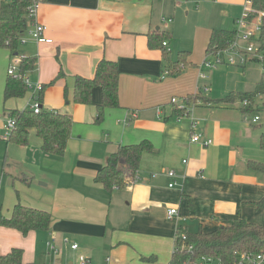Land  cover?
Returning <instances> with one entry per match:
<instances>
[{"label":"crops","instance_id":"1","mask_svg":"<svg viewBox=\"0 0 264 264\" xmlns=\"http://www.w3.org/2000/svg\"><path fill=\"white\" fill-rule=\"evenodd\" d=\"M242 1L214 3L228 15ZM37 19L46 25L52 42L27 37L17 51L36 60L27 75L44 85L43 106L70 113L72 128L61 156L43 152L35 130H29V143L22 147L40 175L20 170L18 193H11L0 216L9 217L20 202L47 211L51 220L48 229L26 234L0 225V254L20 248L22 264H79V255L91 264H169L176 232L188 230V219L198 222V230L236 216L256 221L254 215L263 210L257 203L264 197V172L250 162L264 163V149L259 146L264 128L253 121L254 116L247 118L238 100H220L230 92H243L234 82L218 91L210 89L215 84L210 74L199 78L201 70L208 71L200 68L207 55L196 62L189 49L181 47L170 58L164 46H155L158 33L169 30L152 0H44ZM209 25L204 29L205 51L213 29L233 30ZM182 51L186 53L178 63ZM102 58L118 64L119 105L105 108L102 121L96 123L99 87L92 91L91 104L67 102L65 94L73 90L75 75L92 77ZM11 61L9 50L0 47L3 118L10 109H23L16 108L14 97H3ZM167 66L173 72L161 78ZM204 85L207 92H202ZM171 97L188 100V116L177 120ZM191 117L198 121L196 132L210 138L211 144L190 141ZM142 140L151 148L142 153L127 184L108 191L95 181L97 171L120 145ZM169 170L174 178L168 176ZM172 180L176 184L169 187ZM170 207L178 209L180 219H168ZM72 243L78 247L72 249Z\"/></svg>","mask_w":264,"mask_h":264},{"label":"trees","instance_id":"2","mask_svg":"<svg viewBox=\"0 0 264 264\" xmlns=\"http://www.w3.org/2000/svg\"><path fill=\"white\" fill-rule=\"evenodd\" d=\"M44 1V0H43ZM30 0H2L0 3V47L7 48L10 55L18 53V39L27 25L26 7ZM251 17L260 14V31L257 36L258 51L264 55V0H251ZM159 33L157 38L159 37ZM236 38V30L213 29L206 47V53L227 48ZM151 41V38H150ZM184 51L178 54V63L185 56ZM252 59H258L253 57ZM259 60V59H258ZM35 58L23 56L19 70L32 71L35 68ZM177 63V64H178ZM176 64V65H177ZM245 65H241L244 67ZM173 72V67L167 66ZM176 69V68H175ZM120 70L116 61L102 58L96 64L92 77L74 76L72 90V102L91 104L92 91L95 87L100 89V102L95 104V122L103 119L104 110L107 107H117L118 80ZM44 89V85H42ZM42 89V91H43ZM27 88L21 79L9 77L3 90L4 99L19 98L25 95ZM42 93V92H41ZM264 94V72L252 90L243 92H230L220 100L224 103H233L238 100L244 113L251 111L255 105V97ZM188 100L191 97H187ZM67 102H70L66 99ZM245 101V103H244ZM178 113L182 111L176 110ZM8 116L15 120V126L7 142L25 146L29 143V130L33 128L40 138L43 152L61 156L70 137L72 128V116L68 112L58 110H43L35 113L31 108L10 109ZM259 146L264 149V132L260 134ZM149 141L142 140L137 143L120 145L111 153L105 163L96 173L95 181L101 183L108 191L114 187H122L127 184L126 179L133 177L139 166L142 153L149 150ZM253 168L264 172L263 162H250ZM26 183L27 179H23ZM258 207L264 210V197L258 201ZM50 214L47 211L28 207L17 202L9 217L0 216V225L15 228L23 234L30 230H46L50 224ZM186 233V244L192 246V253L177 249L173 251L169 264H184L186 258L200 255L219 256L227 264H232L241 252L264 251V218L261 224L249 221L241 216L232 218L229 222L219 224L208 230H198ZM22 250L12 248L5 254H0V264H22Z\"/></svg>","mask_w":264,"mask_h":264},{"label":"rangeland","instance_id":"3","mask_svg":"<svg viewBox=\"0 0 264 264\" xmlns=\"http://www.w3.org/2000/svg\"><path fill=\"white\" fill-rule=\"evenodd\" d=\"M177 1L179 4H176L175 0H152L155 10L161 17V23H165L169 33L171 32V34L159 32L160 36L155 46H159L162 41H165L164 50L170 58L176 57L179 48L184 47L189 49L191 57L196 62L205 58V55L213 60L212 52L210 51V54H207L204 50L203 40L207 36V31H204V29L207 27L211 28L209 24H214L213 26L215 27L237 30L236 20L242 15L245 0L242 1L241 5L231 8L228 15H224L222 7L215 4L214 0ZM249 26L253 28L255 23H250ZM257 36L258 33L255 32L254 38L245 39L240 37L236 39L240 50H245L249 45H252L254 49L251 53L252 56L248 57L245 64H241L245 65L244 69L240 64L226 62L216 63L211 69H208L206 73L210 74V77L214 80L213 83H215L210 85V89L212 88L213 90L215 88V90L221 91L225 85H229V81L234 82L236 90L240 91L250 90L254 87V80L263 71L262 62L258 59H252L253 57L258 58V52L262 53V51H258ZM22 46H24V43H18V48ZM19 54L21 55V53ZM190 54L187 53V56ZM228 55L237 57V53L226 51L222 53V58L227 59ZM31 80H35L33 76ZM30 93V89H27L23 97L13 99L16 108H28V105L32 103ZM65 96L67 100L72 102V91L67 90ZM246 113L249 119L253 116H258L259 120L257 122L264 128V94L255 97L253 109ZM4 133V123L0 121V208L2 210L6 208L8 198L12 196L11 193L15 196L18 193V186L22 183L20 170L25 174L33 170L32 175L34 177L40 175L38 170L33 169V161L27 159L25 148L22 145L11 142L7 144L6 140L8 137L6 138ZM262 153L264 156V152ZM263 216V210L259 209L257 215H254L256 221H251L261 224ZM186 223L188 224V232L198 230V222L196 220L188 219Z\"/></svg>","mask_w":264,"mask_h":264},{"label":"built area","instance_id":"4","mask_svg":"<svg viewBox=\"0 0 264 264\" xmlns=\"http://www.w3.org/2000/svg\"><path fill=\"white\" fill-rule=\"evenodd\" d=\"M2 0H0L1 3ZM43 0H30V3L26 7V17L28 19V25L26 29L20 33L18 43H25L27 40V37L31 38L37 43L45 42V43H51L52 39L46 36V25L40 23L37 19V13L40 4ZM252 12L251 7V0H245V3L243 5V12L239 19L236 20V24L238 29L236 30V38L233 40L230 45L225 49H219L216 51H213V60H211L209 57H206L202 63L200 64V68L203 69H209L213 67L216 63H233V64H245L248 57L252 56L253 52V46L249 45L245 50H240L237 46L236 39L237 38H254L255 32L259 33L260 31V14L255 15V17H251L250 14ZM250 23H255V27L251 28L249 26ZM241 32V33H240ZM162 46L166 45L165 41H162ZM226 51H232L234 53H237V57L235 58L233 55H228L227 59L222 58V53ZM25 55H20L18 53L14 54L12 56L11 64L9 65L7 69V74L11 77H16L21 79V81L24 83L27 89H30V91L33 92V101L30 104L29 108L33 109L35 113H39L43 110H54L48 107H44L41 103V92H42V84L39 82L33 83L29 76L27 75V72H21L19 70V65L21 63L22 57ZM258 59L262 62L263 65V72H264V55L262 53L258 52L257 55ZM171 73V70L169 68H165L163 70V73L161 75V78H164L166 75H169ZM208 77L207 73L203 70L199 72V78L206 79ZM202 92H207L209 90L207 85H204L202 88ZM171 104L174 105L175 110L182 111V113H178L177 120H180L182 117L188 116V100L183 99L182 101H178L176 97H171L170 99ZM245 103V101H244ZM158 113H160L159 107L157 108ZM259 119L258 116L253 117V121H257ZM0 121L4 123V130H5V137H9L10 133L14 129L15 126V120L12 117H9L8 115H5L4 118L0 115ZM198 121L191 117L190 118V125L192 129L190 141L192 142H200L204 145L211 144L210 138H204L202 134L196 132ZM185 162V160H183ZM168 176L174 178L175 173L172 170L168 171ZM176 184L175 180H172L168 186L172 187ZM167 217L170 220H178L180 219V215L178 212V209L176 207H170L167 210ZM175 245L174 250L181 249L186 250L188 253H192V246L186 244V233L180 230L178 228L176 235L174 237ZM72 249H76L78 247L77 243H72L71 245ZM79 264H91L89 259L84 255H79ZM184 264H227L223 261V259L219 256H213V255H200L195 258H191L189 255L186 260L184 261ZM232 264H264V251L252 253V252H241L238 254L236 260Z\"/></svg>","mask_w":264,"mask_h":264}]
</instances>
